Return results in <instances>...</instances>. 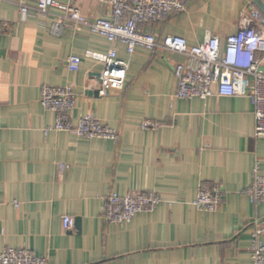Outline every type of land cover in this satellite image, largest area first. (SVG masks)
Returning a JSON list of instances; mask_svg holds the SVG:
<instances>
[{"label":"crops","instance_id":"0c3cea01","mask_svg":"<svg viewBox=\"0 0 264 264\" xmlns=\"http://www.w3.org/2000/svg\"><path fill=\"white\" fill-rule=\"evenodd\" d=\"M56 1L89 20L110 17L99 0ZM19 2L37 0H0V252L25 248L47 264H250L253 225L264 229V202L244 194L256 161L264 174L251 101L178 100L172 69L183 58L141 48L130 55L120 43L112 48L128 64L125 86L100 97L102 66L83 54L106 53L107 41L86 29L54 36L50 16L22 21ZM187 2L184 13L143 31L189 46L207 34L223 42L257 9L251 0ZM71 56L82 57L78 72L67 70ZM43 86L72 87L71 120L92 113L119 140L44 134L55 116L40 105ZM145 120L159 127L142 131ZM201 183L222 192L217 211L193 207ZM111 192H151L163 202L117 226L101 217ZM63 216L74 219L73 231L63 230Z\"/></svg>","mask_w":264,"mask_h":264},{"label":"built area","instance_id":"2783aa9c","mask_svg":"<svg viewBox=\"0 0 264 264\" xmlns=\"http://www.w3.org/2000/svg\"><path fill=\"white\" fill-rule=\"evenodd\" d=\"M110 7L109 19H87L73 4L56 0H37L35 6L19 2L22 21L29 16L51 17L50 33L60 36L65 28L86 29L90 34L104 38L110 45L106 53L85 51L83 58L101 64L100 83L97 94L106 96L111 91H121L126 82L127 62L120 60L112 48L120 43L128 54L137 48L149 52H168L183 58L173 66L175 81L174 97L178 100H206L219 98H248L253 104L254 133L257 141L264 140V15L252 9L241 16L237 31L221 42L212 34L196 46H189L178 36L156 38L143 31V27L167 21L170 17L186 11L187 0H99ZM82 57L71 56L66 61L67 70L75 73L80 69ZM75 94L72 87L43 86L40 105L54 113L55 121L44 129L48 132L74 134L81 138L103 139L117 142L116 130L98 120L92 113L73 122L70 112L74 107ZM158 124L145 120L142 131H152ZM252 180L244 194L252 204L264 202V174L259 162L252 169ZM223 201L217 187L201 183L193 207L201 212L212 213ZM159 195L151 192H131L125 196L111 192L104 200L101 217L112 225L122 226L143 213L153 212L161 203ZM251 235L250 264H264V229L260 222L254 223ZM65 232L75 228V221L62 217ZM44 257H37L30 250L5 249L0 252V264H47Z\"/></svg>","mask_w":264,"mask_h":264},{"label":"water","instance_id":"95a60500","mask_svg":"<svg viewBox=\"0 0 264 264\" xmlns=\"http://www.w3.org/2000/svg\"><path fill=\"white\" fill-rule=\"evenodd\" d=\"M252 3L256 6V8L264 15V2L262 0H251ZM97 94V91H95Z\"/></svg>","mask_w":264,"mask_h":264}]
</instances>
